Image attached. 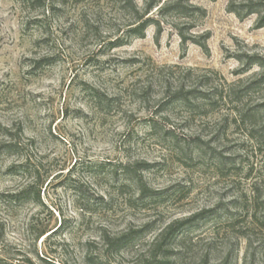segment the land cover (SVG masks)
Returning <instances> with one entry per match:
<instances>
[{
	"label": "rangeland",
	"instance_id": "rangeland-1",
	"mask_svg": "<svg viewBox=\"0 0 264 264\" xmlns=\"http://www.w3.org/2000/svg\"><path fill=\"white\" fill-rule=\"evenodd\" d=\"M177 1L114 47L120 0H0V258L147 264L195 216L176 264H264V26L250 0ZM31 182L40 199L12 201Z\"/></svg>",
	"mask_w": 264,
	"mask_h": 264
},
{
	"label": "trees",
	"instance_id": "trees-1",
	"mask_svg": "<svg viewBox=\"0 0 264 264\" xmlns=\"http://www.w3.org/2000/svg\"><path fill=\"white\" fill-rule=\"evenodd\" d=\"M188 1V0H185ZM121 2V9L128 10L132 15L133 19L128 24L127 29L125 30V40H122L121 37H118L115 41L111 42L110 44L114 47L123 45L124 41H127V39L130 38H142L145 34L146 28L154 23L157 24V22L148 16V14L154 10V8H157V10L161 11L164 7L159 6L161 0H145V6L142 10L138 9L136 4L133 0H120ZM250 5L246 6L248 7V13H257L258 18V26L262 27L264 26V0H250ZM173 5L179 6L180 0L175 2ZM239 18L243 17L241 16V10L232 9ZM156 39H158V36L160 35V28H158L156 32ZM250 63H256L259 67H261L262 72L260 74V81H264V58H261L259 56H251L250 57ZM180 95V94H178ZM99 96V97H98ZM99 102H102L101 95H98ZM8 147H11L12 145H8ZM25 164V163H24ZM16 166H11L9 169L14 170ZM139 186L141 189V192H144V184L142 181H139ZM34 182H31L30 184H27L20 192H17L13 195H11L12 201L22 200L26 197V195H33L36 197V199H40V187H38L37 190H34L35 188ZM23 197V198H22ZM195 219V216H190L186 219H177L171 223H169L165 228H163L159 234L155 237V239L152 241V249L150 251V254L148 258L146 259L147 264H176V252L174 251V248L172 247L173 239L175 234L182 228L186 227L187 224L192 222ZM48 231L42 230L40 231L36 239L42 237L45 235ZM135 231L133 230H125L120 233L109 235L108 233H103L102 239L105 243L106 247L109 248V250H112L114 253H119L124 249L133 239ZM93 256H86L85 262L89 264H108L106 261H103V259H99L98 262L93 261ZM0 264H15L13 262H7L3 258H0Z\"/></svg>",
	"mask_w": 264,
	"mask_h": 264
}]
</instances>
